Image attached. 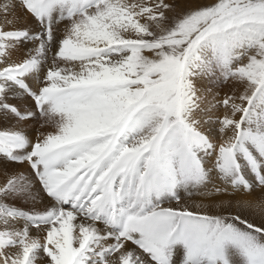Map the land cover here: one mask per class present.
<instances>
[{
	"label": "snow or ice",
	"instance_id": "snow-or-ice-1",
	"mask_svg": "<svg viewBox=\"0 0 264 264\" xmlns=\"http://www.w3.org/2000/svg\"><path fill=\"white\" fill-rule=\"evenodd\" d=\"M0 112V264H264V0H0Z\"/></svg>",
	"mask_w": 264,
	"mask_h": 264
},
{
	"label": "bare ground",
	"instance_id": "bare-ground-1",
	"mask_svg": "<svg viewBox=\"0 0 264 264\" xmlns=\"http://www.w3.org/2000/svg\"><path fill=\"white\" fill-rule=\"evenodd\" d=\"M178 2L183 3L184 0H178ZM62 28V25H61ZM40 31L39 25L37 24L34 28V30L32 32H30V35H35L38 34ZM30 46V45H29ZM201 59H205V57H201ZM197 64H199L200 62L197 61ZM43 68H41L42 71ZM39 72L37 74H34L31 77H26L24 80V83L27 85V87L29 89H34L35 85H36V79L34 78L36 75L41 76L43 75L42 72ZM222 75H217L216 73H213L211 75H207L204 74L203 72L200 71V69L194 68L193 69V77H192V81L195 87L199 88L201 91L204 90H208L211 89L213 92L217 93V94H221L223 95V88H224V80ZM8 103L16 106L17 110L22 114H26L25 110H31V108L33 107L32 101L31 99L28 98V96L26 95V93L22 90V88H15V90L13 91L12 89H9V95L7 97V101ZM38 115V114H36ZM17 122V119L15 118V116H13L12 114H8L7 116H4V114L2 112H0V130H4L6 128H11L13 127ZM35 120H31L32 124H35ZM30 134L34 135L35 129L34 128H30L29 130ZM30 150V149H28ZM204 160H207L208 157L204 156L203 157ZM241 163V173L242 176L244 177V180L246 183H248L249 185H255L257 184L258 179L259 178V173L261 177H264V169H259L257 170V172H253L251 170V168L247 165L246 162H244L243 160L240 161ZM12 163L9 162V160L5 159V157L3 155H0V179L3 178V169L6 168L7 166L11 165ZM25 175H28V173H25ZM32 176L34 177V175L32 174ZM219 183H223V181L220 180L219 175L216 173V170L213 169L212 171L207 173L206 179L203 183L199 184V185H189L187 186V188H185L184 186H180L177 189V195L183 198H188L190 194L192 200H195L197 202H202V203H209V200H201L200 197H197L196 195H194V193L197 192H206V191H211L214 187V185L219 184ZM39 189V186L37 184L36 181H32V183L29 186L28 191L29 192H36ZM23 197H27L28 196V192H23L22 193ZM46 201H50L48 198H44L42 200L39 201V204L37 205V209H40V205H43L46 203ZM23 199L18 198L15 202H14V206L16 208H24V209H28L31 207V205L26 204L27 207H23L21 206V204L23 203ZM215 202H219V200L215 201ZM24 204V203H23ZM52 205L49 204L48 207H51ZM2 210V209H0ZM49 210L44 209V211ZM30 219V217L26 216V220ZM180 255L181 257L183 256V249H180Z\"/></svg>",
	"mask_w": 264,
	"mask_h": 264
},
{
	"label": "rangeland",
	"instance_id": "rangeland-1",
	"mask_svg": "<svg viewBox=\"0 0 264 264\" xmlns=\"http://www.w3.org/2000/svg\"><path fill=\"white\" fill-rule=\"evenodd\" d=\"M41 72L43 73V72H44V69H42ZM215 73H216L217 75H220V76L222 75L221 72H220L219 70H217ZM42 76H43V75H41L40 77L42 78ZM222 77H223V76H222ZM34 78H35V77H34ZM35 79H36V78H35ZM24 81H25V80H24ZM222 81H223V80H222ZM22 90L24 91L23 88H22ZM26 95H27V94H26ZM27 96H28V95H27ZM28 98L31 99L30 96H28ZM33 107H34V105H33ZM17 111H18V110H17ZM18 112H19V111H18ZM37 114H38V113H37ZM21 115H24V114L22 113ZM15 118L17 119V117H15ZM9 162H10V163H13L12 161H9ZM33 175H35V174L33 173ZM258 176H259V178L261 177V176H260V173H259ZM241 177L244 179V177L242 176V173H241ZM256 180H258V179H256ZM36 182H37V184H38V186H39V182H38V181H36ZM46 198H48L50 201H52L53 204L55 203V201H54L51 197H46ZM23 203H24V202H23ZM23 203L21 204V206H23V207L26 206V207H27V205H26L25 203H24V204H23ZM48 209L50 210L51 207H48ZM25 210H26V209H25Z\"/></svg>",
	"mask_w": 264,
	"mask_h": 264
}]
</instances>
